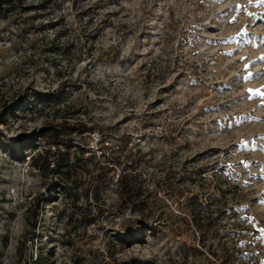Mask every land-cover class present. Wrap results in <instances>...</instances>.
<instances>
[{"label": "rangeland", "instance_id": "obj_1", "mask_svg": "<svg viewBox=\"0 0 264 264\" xmlns=\"http://www.w3.org/2000/svg\"><path fill=\"white\" fill-rule=\"evenodd\" d=\"M27 1L0 19V263L264 264V0ZM64 105L112 168L72 192L31 165Z\"/></svg>", "mask_w": 264, "mask_h": 264}, {"label": "trees", "instance_id": "obj_2", "mask_svg": "<svg viewBox=\"0 0 264 264\" xmlns=\"http://www.w3.org/2000/svg\"><path fill=\"white\" fill-rule=\"evenodd\" d=\"M44 1L47 2L48 0H39L42 8L44 6ZM33 6L34 5L29 4L27 0H0V19H15V17L21 16L24 11ZM96 7L97 6H94V10H96ZM104 14L97 17L95 23L92 21L93 16H89L91 26L88 29L89 33H87L86 36L92 38V41H94L99 31L108 21L107 13L106 15ZM123 20L124 19H117V22L119 23ZM58 33L59 35L61 34L60 32H57L56 34ZM56 38L57 40L59 39L58 37ZM68 40L69 38L67 37L66 40L58 42L57 44L52 41L46 43L48 44V47H44V50H50L52 52L58 50L60 52V50L68 44ZM68 46L73 48L77 47L74 52H77L79 57L84 54L82 48H78L77 42H72V44H69ZM110 53L112 54L110 55ZM87 56L90 58L95 57L93 53L92 55H89L88 53ZM96 58H109L114 60L117 58V54L115 51L113 52V49H109L107 53H99ZM56 72L58 73L59 69H56ZM20 98V101H23L26 97ZM53 112V121L46 125L43 132L44 143L41 148L31 156L32 167L37 169L41 174H49L53 177H57L61 182L60 187H63L68 192H72L73 186L76 187L78 186L77 184H80L81 182L91 180L93 182H101L107 180V175L105 174L112 169L109 167V164H104L102 161L95 160V154L85 156V151L82 148H80L79 151H71V147L73 146L71 145V142L74 140V136L90 130L92 131L94 130V127L88 125V121L86 120L76 119L75 121H71L72 113L66 111V105L54 108ZM6 122V111H0V125L6 124ZM129 176L128 173L123 171L118 175L116 182L121 200L122 202H125V207L128 206L132 211H137L139 210L137 207L139 199L136 194L135 186ZM72 196L74 198L78 197L76 194H73ZM138 222L145 224V221L143 220H139ZM191 222L198 225L196 219H192ZM147 223L148 222H146V224ZM33 226L35 225L33 224ZM137 228L138 230L145 232V230L149 228V225H139Z\"/></svg>", "mask_w": 264, "mask_h": 264}]
</instances>
